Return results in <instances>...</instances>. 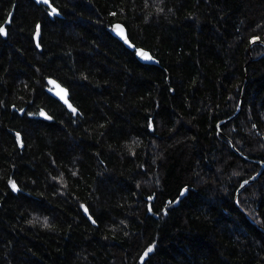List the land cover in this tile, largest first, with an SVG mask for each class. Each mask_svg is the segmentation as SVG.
Wrapping results in <instances>:
<instances>
[{
    "label": "trees",
    "instance_id": "obj_1",
    "mask_svg": "<svg viewBox=\"0 0 264 264\" xmlns=\"http://www.w3.org/2000/svg\"><path fill=\"white\" fill-rule=\"evenodd\" d=\"M13 6L0 264H264V0H0V27Z\"/></svg>",
    "mask_w": 264,
    "mask_h": 264
},
{
    "label": "water",
    "instance_id": "obj_2",
    "mask_svg": "<svg viewBox=\"0 0 264 264\" xmlns=\"http://www.w3.org/2000/svg\"><path fill=\"white\" fill-rule=\"evenodd\" d=\"M35 2L37 4H46L47 3V2H45V0H35ZM13 14H14V6H13L12 10L10 11L9 15L7 16L5 22L0 27V28L4 29L2 35L6 34V27L8 25H10ZM111 32H112L113 37H115L117 40H119L128 50L135 52V57L140 63L145 64V65L159 66V62L153 57V55L148 50H146L144 48H141V47H136L135 45H133L131 43V41L129 40V37H128L127 29L122 24H119V23L114 24L112 26V28H111ZM36 35L37 36L39 35V31L38 30H37ZM250 50H251V47L248 48V53L249 54H250ZM142 54H146L148 57H150V59H145L144 55H142ZM246 82H247V78L245 77V82H244V86L242 88V93H241L239 109L241 108V104H242V101H243ZM46 85H47V88H46L47 94L49 96H51L52 98H54L55 100H57L59 103H61L68 110V112H70L73 116H76L77 109H76V107L73 105V103L70 100V92H69V90L66 87H64L62 84H60L57 80H55L53 78H50V77L46 79ZM39 116L42 119L51 120V117L44 110L39 113ZM231 118L218 123L217 129H218L219 133H221V130H220L221 125H223L226 122L230 121ZM231 148L236 154L240 155L238 150L233 146L232 143H231ZM260 165H261V170L259 171L258 175L264 169V165L263 164H260ZM258 175H255L252 179L247 181L244 185L252 184L255 181V179L257 178ZM12 190L14 192H18L20 189L15 186V189H13V187H12ZM149 212L151 213V211H149ZM246 217L249 219V221L252 224H255V222L249 216H246ZM90 221L95 225V223L93 222L92 219H90ZM146 259H147V255L143 254L140 257V259H139V263L143 264Z\"/></svg>",
    "mask_w": 264,
    "mask_h": 264
},
{
    "label": "snow or ice",
    "instance_id": "obj_3",
    "mask_svg": "<svg viewBox=\"0 0 264 264\" xmlns=\"http://www.w3.org/2000/svg\"><path fill=\"white\" fill-rule=\"evenodd\" d=\"M45 2H47V0H45ZM3 31H4V29H3V28H0V33H3ZM121 31H122V30H121ZM142 55H144V58H145V59H150V57H148L146 54H142ZM73 111H74V110H73ZM12 187H13V189H15V184H13ZM151 251H152V249L149 248V249H148V252H151ZM145 255H147V253H145Z\"/></svg>",
    "mask_w": 264,
    "mask_h": 264
}]
</instances>
